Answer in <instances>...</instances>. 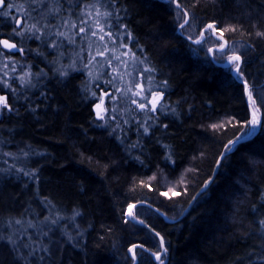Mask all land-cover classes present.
I'll list each match as a JSON object with an SVG mask.
<instances>
[{
  "label": "trees",
  "instance_id": "16d2710c",
  "mask_svg": "<svg viewBox=\"0 0 264 264\" xmlns=\"http://www.w3.org/2000/svg\"><path fill=\"white\" fill-rule=\"evenodd\" d=\"M102 1L122 31L119 49L151 70L144 80L163 111L144 126L139 117L102 126L84 75L52 76L43 65L35 89L6 92V120L28 129L29 150L39 157L30 192L47 211L80 222V243L53 264H161L155 256L163 264H264V0H176L179 8L172 0ZM178 12L189 17L181 29ZM207 24L227 44L214 59L222 65L240 56L239 76L211 61L206 37L188 40ZM14 29L0 25V38ZM35 42L24 45V65L36 71ZM102 86L95 94L108 91ZM249 107L257 128L233 145L250 130ZM133 205L143 225L126 218Z\"/></svg>",
  "mask_w": 264,
  "mask_h": 264
},
{
  "label": "rangeland",
  "instance_id": "374dc122",
  "mask_svg": "<svg viewBox=\"0 0 264 264\" xmlns=\"http://www.w3.org/2000/svg\"><path fill=\"white\" fill-rule=\"evenodd\" d=\"M172 1L174 3L176 0ZM6 3L15 7H6L2 12L14 10L15 16L25 18L19 28L16 18L11 21L16 31H8V41L17 45V57L0 46V87L5 92L0 96L5 97L7 103V91L16 96L21 88L37 87L38 80L44 76L43 70L39 69L43 65L48 66L52 76L64 78L71 70H78L84 75L87 97L95 99L93 111L98 107L103 108L102 113L95 115L102 126L111 124L116 118L121 124L128 125L130 119L136 117H139L140 126H144L149 122L150 114L156 115L163 111L161 101L156 111L150 110L159 94H155L154 85L147 84L144 80L148 77L147 67L139 64L130 52L120 50L124 45L122 31L117 30L110 16L112 13L102 0H6ZM2 12L0 17H6ZM104 13L110 15L105 17ZM178 15V26L181 29L184 28L181 25L188 24L189 17L186 13L181 15L178 12ZM34 24L39 31L28 30ZM82 27L85 29L83 32L80 31ZM101 27L103 31H100ZM16 32L22 34L17 35ZM59 32L65 35H57ZM101 36L103 40L100 39ZM205 37L210 44L209 49L222 48V37L217 34L215 36L207 26L194 41L197 43ZM33 39L36 41L34 44L41 49L40 55L35 52L32 55L36 71L31 69V64L24 65L28 64L24 45L30 48ZM213 51L209 55L214 59ZM231 62L229 66L236 77L234 70L237 63L233 60ZM25 73L31 74L27 77V83L22 79ZM101 85L108 91L102 95L95 94V89ZM138 92L141 95H136ZM134 100L133 116L127 103H133ZM247 101L250 102L249 97ZM140 103H145L144 110L138 107ZM11 111L1 106L0 121L6 120ZM254 118L257 123L254 125L251 117L248 131L251 134L258 125L256 113ZM28 133L27 128L22 129L18 123L9 120L0 127V207L5 210L0 216V244L3 246L0 249V259L4 262L1 264H53L64 253L75 249L81 241L79 236L82 230L78 220L76 224L72 217H61L53 209L47 211L40 205L35 188L32 187L31 192L29 190L33 167H36V159L39 157L29 150ZM18 196L19 199L15 200ZM9 237L12 242H9Z\"/></svg>",
  "mask_w": 264,
  "mask_h": 264
},
{
  "label": "snow or ice",
  "instance_id": "6c2138e0",
  "mask_svg": "<svg viewBox=\"0 0 264 264\" xmlns=\"http://www.w3.org/2000/svg\"><path fill=\"white\" fill-rule=\"evenodd\" d=\"M4 7H5V0H0V9H4ZM7 7L8 8H11V7H15V5L8 4ZM177 7H179V5H177ZM2 14L4 16H7L9 13L7 11H3ZM97 15H100V14L97 13ZM103 15L105 17H107L108 15H110V13H104ZM20 23H21V21L20 20H17V27L18 28L20 27ZM185 23H187V21H185ZM72 26L75 27L76 25H72ZM183 26L184 25H181V27H183ZM207 28L210 29V30H212V31H216V27H215L214 24L207 25ZM33 29H35L36 31H39V29L36 28V25L35 24L32 25L31 28H29L28 30L29 31H32ZM14 31H16V30L14 29ZM80 31L83 32V31H85V29L82 27V28H80ZM100 31H103V28L102 27L100 28ZM16 34L17 35H21L22 32H16ZM95 34L96 33H93V35H95ZM57 35L64 36L65 33L59 32V33H57ZM258 35L264 36V33H258ZM36 38L39 39V37H36ZM100 39L103 40V36H101ZM0 46H3L5 49H8V50H16L17 49V45L14 44V43H10L8 40H0ZM20 51H22V49H20ZM100 54L102 55L103 53H100ZM233 60L236 61V62H239L241 60V57L240 56H234L233 57ZM147 71H151V70L148 69ZM236 73H237L238 76L241 74V69H240L239 63L236 64ZM30 75H31L30 73H25V77L22 78V79H24L25 82L27 83V82H29L27 80V77H29ZM248 87L249 86L245 82V89H246V91L248 90ZM136 95H141V93L138 92V93H136ZM249 99L250 100L252 99V93L251 92H249ZM160 101H161V95H156L155 101L152 103V108L150 110L156 111L158 109V106L160 104ZM254 102L255 101H253V103ZM133 103H136V101L134 100ZM0 106H2L3 108H9V110H11L10 107H9V105H8V103H7L6 98L3 97V96H0ZM138 107L141 110H144L145 107H146V105H145V103H140L138 105ZM101 118H103V117H101ZM256 123H257V121L256 120H253V124L255 125ZM147 131H148V129L145 128V132H147ZM230 143H235V142L233 141V142H230ZM25 175H29V173H25ZM33 175H34V173H33ZM132 207H134V206H132ZM129 215L131 216L132 213L130 212ZM17 223H19V221H17ZM259 223H260V228L262 230H264V219H261ZM9 242H12L11 237H9ZM161 247H163V241H161ZM45 251H47V249H45ZM132 251H133V249H129V252H132ZM157 259H160L161 260V264H163V260L160 258V256H157Z\"/></svg>",
  "mask_w": 264,
  "mask_h": 264
},
{
  "label": "bare ground",
  "instance_id": "6f19581e",
  "mask_svg": "<svg viewBox=\"0 0 264 264\" xmlns=\"http://www.w3.org/2000/svg\"><path fill=\"white\" fill-rule=\"evenodd\" d=\"M162 1L167 2V1H165V0H162ZM177 5H178L177 2L174 1V6L177 7ZM177 8H179V7H177ZM186 17H187V16H186ZM207 25H209V24H207ZM207 25H206V26H207ZM213 32H214V35L216 36L217 32H216V31H213ZM202 34H203V32H202ZM217 35H218V34H217ZM218 36H219V35H218ZM220 37H221V36H220ZM204 39H205V38H201L200 41H198L197 43H196V41H194V40H191V39H188V40L191 41L192 43L195 42V43H193V44H198V43H200L201 41H203ZM217 39H218V40H221V39L218 38V37H217ZM224 42H225V41H223L222 48H220V49H219V48H216V47H215V48H212V49H211V48H210V49L208 48V49H209V50H207L208 55H209V53L212 54V51H213V50H214L213 52H220V50L223 51L224 48H226V47H225L226 44H224ZM209 56H210V55H209ZM234 56H236V55H234ZM234 56H233V57H234ZM233 57L227 58V59L225 60V62L221 65V63L219 64L215 59H213V58L210 56L211 61H212L214 64H216L217 66H222V67H223V66L225 67V66L230 65V63H232L231 60H233ZM233 62H236V61L233 60ZM236 63H239V65H240V61H239V62H236ZM234 71H236V69H235ZM232 74H233V73H232ZM243 137H244V136H243ZM243 137H242V138H243ZM240 139H241V138H240ZM238 140H239V139H238ZM236 141H237V140H236ZM220 159H221V158H219L218 161H217V164H216V167H215V169H214L213 174L216 173V170H217V168H218V165H219V161H220ZM213 178H214V176L212 175L210 179L213 180ZM210 179H209V180H210ZM211 183H212V182H211ZM206 184H207V183H206ZM206 184H205V185H206ZM205 185H204V186H205ZM204 186H203V187H204ZM203 187H202V188H203ZM133 206H134V207L131 206V207L129 208L130 210L132 209V211H131L132 215H131V216H130V215L127 216V212H128V209H127V211H126V213H125V216H126L127 219H130V220H132L134 223L138 224L137 222H138L139 220H136V219L133 217V212H134L135 205H133ZM139 222H140V221H139ZM154 258H155V257H154ZM155 260H156V259H155Z\"/></svg>",
  "mask_w": 264,
  "mask_h": 264
},
{
  "label": "water",
  "instance_id": "95a60500",
  "mask_svg": "<svg viewBox=\"0 0 264 264\" xmlns=\"http://www.w3.org/2000/svg\"><path fill=\"white\" fill-rule=\"evenodd\" d=\"M165 1H169V0H165ZM1 40H7V39H1ZM10 42V41H9ZM10 43H12V42H10ZM193 43H195V42H193ZM1 48L2 49H4V50H6V51H9V52H11V53H15L16 51H17V49L16 50H8V49H5L3 46H1ZM245 92L247 93V91H246V89H245ZM103 103V98H102V100H101V104ZM1 107V106H0ZM249 110H250V115H251V117L254 119V120H256L255 118H254V113H253V111L251 110V108L249 107ZM94 112H95V115L96 116H98L100 113H102L103 112V108L102 107H98V108H95L94 109ZM253 135L251 134V132H248L243 138H241V139H239V140H237V141H235V143L233 144V145H235V144H238V143H240V142H243V141H245V140H248V139H250L251 137H252ZM211 182H212V179H210L208 182H207V184L202 188V189H205V188H207L210 184H211ZM192 202V201H191ZM188 208H189V206L187 207V209L184 211V213L177 219V220H179L180 218H182L183 216H184V214L186 213V211L188 210ZM132 211V209L130 210H128V212H127V216H129V213ZM166 221H168V222H174V221H176V220H166ZM138 224H140V225H143L141 222H137ZM157 235V234H156ZM157 237L159 238V239H161V237L159 236V235H157ZM161 241H162V239H161ZM161 250L163 251L164 250V247H161ZM155 259H157V258H155Z\"/></svg>",
  "mask_w": 264,
  "mask_h": 264
},
{
  "label": "flooded vegetation",
  "instance_id": "af4514ba",
  "mask_svg": "<svg viewBox=\"0 0 264 264\" xmlns=\"http://www.w3.org/2000/svg\"><path fill=\"white\" fill-rule=\"evenodd\" d=\"M7 5V3H6V0H5V7H4V9L7 7L6 6ZM4 9H0V12H2V10H4ZM8 15L6 16V17H0V25H6V26H9V27H13L12 26V24L10 23L11 21H13L15 18H16V24H17V20H20L21 21V23H20V26L21 25H23V21H24V17H17V16H15L14 15V10H8ZM8 34V33H7ZM1 39H9V37L7 36L6 38H0V40ZM9 53H11V52H9Z\"/></svg>",
  "mask_w": 264,
  "mask_h": 264
}]
</instances>
